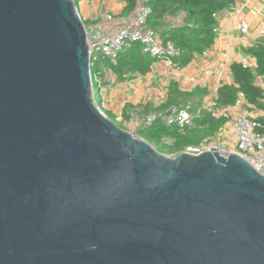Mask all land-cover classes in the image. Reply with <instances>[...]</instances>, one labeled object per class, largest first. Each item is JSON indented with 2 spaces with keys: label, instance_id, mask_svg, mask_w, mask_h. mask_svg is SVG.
Returning a JSON list of instances; mask_svg holds the SVG:
<instances>
[{
  "label": "water",
  "instance_id": "95a60500",
  "mask_svg": "<svg viewBox=\"0 0 264 264\" xmlns=\"http://www.w3.org/2000/svg\"><path fill=\"white\" fill-rule=\"evenodd\" d=\"M76 0H0V264H264V177L171 158L94 102Z\"/></svg>",
  "mask_w": 264,
  "mask_h": 264
},
{
  "label": "trees",
  "instance_id": "16d2710c",
  "mask_svg": "<svg viewBox=\"0 0 264 264\" xmlns=\"http://www.w3.org/2000/svg\"><path fill=\"white\" fill-rule=\"evenodd\" d=\"M78 1L76 0V3ZM135 4V0H127V7L122 16L131 14ZM232 4L233 0H148L147 5L153 10L149 25L160 32L164 42H172L177 49L181 50V56L175 58L173 62L178 68H182L212 47L215 41L216 16ZM179 15H184L182 26L162 29L166 17ZM247 53L256 59V66L244 67L242 63L237 62L231 65L234 84L223 85L218 89L214 100L218 108L236 106L242 94L249 105L264 110V105L259 103L262 90L255 85L256 77L264 76V41L248 48ZM155 62H157L156 59L143 55L140 45L136 44L119 55L115 66L108 60H103L102 63L111 68L117 80L121 82L129 75L149 73ZM205 95H207L206 91L200 88L191 93L182 92L178 84L172 82L165 102L158 108L148 107L147 112L165 113L173 105L188 103L196 100L197 96ZM201 106L200 102L196 103L194 112L196 113V109ZM104 113L118 127L124 129L122 124L116 121L115 115L109 112ZM123 116L125 121L129 119L127 112H123ZM227 121L224 117L214 118L207 110H202L200 116L194 119L191 128L180 129L177 126H166L161 119H158L151 126L137 130L136 135L153 145L161 154L172 156L180 154L189 146L198 145L214 137Z\"/></svg>",
  "mask_w": 264,
  "mask_h": 264
},
{
  "label": "crops",
  "instance_id": "0c3cea01",
  "mask_svg": "<svg viewBox=\"0 0 264 264\" xmlns=\"http://www.w3.org/2000/svg\"><path fill=\"white\" fill-rule=\"evenodd\" d=\"M76 4L86 26L98 27L111 33L115 31L113 25L117 20L131 16H122L127 0H79ZM105 14L113 15L116 21L105 20ZM179 16L166 17L162 29L173 27L175 21L181 18ZM216 22L217 32L212 47L202 56H196L185 67L175 68L165 61H157L149 73L129 75L121 82L113 73L111 81L105 82L100 89L102 110L115 115L116 119L121 118L118 123L124 129L133 128L132 113L141 108L143 116L150 113L147 112L148 107L161 106L172 82L177 83L182 92L191 93L197 88L206 91L207 95L196 97L195 101L201 105L206 106L215 100L220 87L234 84L231 72L233 63H246L251 68L256 66V59L247 53V49L264 41V0H233L230 7L216 16ZM241 22L249 26L247 35L240 31ZM260 78L264 86V76ZM123 112L128 114L127 121L123 119ZM255 115L261 119L264 117L263 113ZM133 131L135 133V129Z\"/></svg>",
  "mask_w": 264,
  "mask_h": 264
},
{
  "label": "built area",
  "instance_id": "2783aa9c",
  "mask_svg": "<svg viewBox=\"0 0 264 264\" xmlns=\"http://www.w3.org/2000/svg\"><path fill=\"white\" fill-rule=\"evenodd\" d=\"M135 8L130 17L117 20L113 25L114 33L102 30L98 27L86 28V35L91 57V72L93 90L94 81L102 85L109 83L112 79L113 71L108 69L102 62L108 60L115 66L119 55L130 49L133 45H140L143 55L149 56L157 61H165L170 66L178 68L173 60L181 56V50L177 49L172 42H164L158 30L149 25V19L153 14L151 7L147 5L148 0H135ZM175 21L174 26H182L184 15H180ZM179 16V17H180ZM103 18L109 22H115L116 18L111 14H105ZM240 31L243 35L249 32V26L245 22L240 23ZM217 30L214 29V33ZM257 42L255 45H257ZM254 45V46H255ZM244 67H250L242 63ZM94 67V69H93ZM97 68V69H95ZM255 85L262 90V97L259 103L264 105V86L259 76L256 77ZM95 104L102 110L94 96ZM198 103L193 100L188 103L173 105L165 113H149L141 116L142 110L137 109L132 113V127L137 130L151 126L158 119H161L166 126H177L180 129L191 128L194 119L199 117L202 110H207L212 117H224L228 121L214 137L202 141L198 145L185 148L180 154L169 156L176 158L179 155L187 154L200 156L205 152L217 151L222 156L237 154L241 156L250 166L264 177V117L255 115L263 113L256 106L249 105L244 96L240 98L234 107L220 109L213 100L206 106L202 105L194 112L195 105ZM117 118V122H121Z\"/></svg>",
  "mask_w": 264,
  "mask_h": 264
},
{
  "label": "rangeland",
  "instance_id": "374dc122",
  "mask_svg": "<svg viewBox=\"0 0 264 264\" xmlns=\"http://www.w3.org/2000/svg\"><path fill=\"white\" fill-rule=\"evenodd\" d=\"M94 88H95V96H96L97 103L99 104V106H101V102H102V95L100 93L101 85L98 83V80L94 81ZM125 130L131 132L134 135L133 128L125 129Z\"/></svg>",
  "mask_w": 264,
  "mask_h": 264
}]
</instances>
